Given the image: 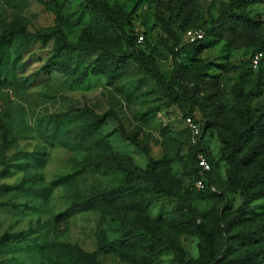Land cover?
Segmentation results:
<instances>
[{"label":"rangeland","instance_id":"obj_1","mask_svg":"<svg viewBox=\"0 0 264 264\" xmlns=\"http://www.w3.org/2000/svg\"><path fill=\"white\" fill-rule=\"evenodd\" d=\"M165 1L108 0L125 10L139 2L132 27L143 36L140 47L152 54L167 82L172 63L158 18L168 22L182 44L183 29L206 27L208 19L215 16L218 2L225 0H193L192 18L186 24L175 10L166 8ZM248 11L258 20V30L264 35V4L251 5ZM55 22L60 23L70 42L76 40L83 27L91 25L80 0H0V32L11 23L34 32ZM202 42L201 52L186 49L180 53L182 64L190 65L197 58L199 76L214 80L211 87L204 88L193 75L186 77L184 89L188 93L194 90L196 100L191 113L187 102L167 99L146 68L132 58L110 81L89 75L75 84L73 78L90 65L98 48L62 52L56 59L59 66L45 68L54 50L53 39L40 42L33 37L14 36L1 44L0 264H64L72 259L67 248L58 243L90 252L96 247L97 235L106 241L118 238L132 216L123 205L127 198L112 205L110 215H103L97 207L59 221L54 215L67 207L73 194L88 197L98 190L123 186L124 169H144L153 160H161L178 181V194L190 193L198 220L215 239L212 264H244L235 261L234 256L253 245L244 235L264 221V196L252 200L241 217L233 215L239 197L236 184L228 179V166L220 157L219 135L238 126L240 109L264 121V58L257 68L249 64L257 39H247L239 47L223 41ZM201 110H217L218 125L206 129L200 140L211 168L204 176L205 188L199 190L183 117L188 114L199 120ZM90 113L105 116L96 136L107 144L117 161L106 149L89 147L79 134L78 128L88 125ZM262 144L264 149V137ZM41 148L46 156L36 166L35 160L25 154ZM243 151L239 147L237 156ZM255 167V159L245 158L238 174L244 179ZM57 177H62L60 182L49 186ZM136 188L142 197H157L144 214L158 224V250L144 255L143 263H131L129 258L121 259L110 252L99 253L97 264H176L167 247L168 236L191 264H202L196 261L197 237L179 234L175 226L178 200L149 185L138 184ZM18 233L22 237L15 238ZM250 264H264V259Z\"/></svg>","mask_w":264,"mask_h":264},{"label":"trees","instance_id":"obj_2","mask_svg":"<svg viewBox=\"0 0 264 264\" xmlns=\"http://www.w3.org/2000/svg\"><path fill=\"white\" fill-rule=\"evenodd\" d=\"M138 3L136 2L130 10H125L121 5L114 2L110 3L108 0H80V6L87 13L91 25L83 27L74 42L66 40L59 22L34 32L27 31L24 26L17 23H11L0 32V46L4 41L10 40L14 36L33 37L40 42L53 39L54 50L44 63L45 68L59 66L60 63L56 59L62 52L85 50L88 47L98 48L99 52L90 65L84 67L73 78L72 82L75 84L82 83L89 75L102 76L110 81L123 68L125 61L132 58L146 68L149 77L167 99L173 103L187 102L189 113L196 106V100L193 94L194 90L188 93L184 89L186 77L189 74L193 75L205 85L204 88L211 87L214 80L199 76L197 72L200 64L199 59L195 58L190 65L182 64L180 62L182 51L190 49L196 53L201 52L204 49L202 42L204 39L215 42L223 41L233 47H239L245 45L247 39L252 38L257 39L258 42L253 53L261 52L262 56L259 62L264 58V35L258 30V20L250 16L248 11V7L251 5L264 4V0L219 1L215 16L208 19L206 27H187L203 30V37L193 42L179 44L178 36L174 30L170 29L168 22L158 18L160 29L165 35L164 45L169 52L172 63L168 81L165 82L158 71L152 54L145 52L140 47L143 40L140 44L135 42V32L137 31L134 30L131 23ZM193 3V0H166L164 2L169 11L175 10L181 16L180 19L183 24L188 23L192 18ZM187 28H184L183 32ZM113 52L117 54L115 55ZM217 112V110H201L199 120H195L191 115H186L192 117L197 124L201 121V124H198L200 129L199 140L196 145L190 146L193 148L191 159L195 167L194 173L203 180L210 170L199 174L195 165L194 154L197 151L201 152L210 164L207 155L200 148V140L206 129L217 127ZM239 113L241 121L238 126L224 135H219L221 143L220 157L228 166L229 181L237 186L239 204L233 213L236 217H241L248 210V204L252 200L264 196V149L262 148L264 121H260L258 115L250 114L244 109H240ZM104 117V115L90 113L87 117L88 125L85 128L79 127L78 131L89 147L106 149L110 157L117 161L116 156L109 150L107 144L96 136ZM239 147H243L244 151L240 156H237ZM25 155L34 159L36 166H39L42 164L46 153L44 148H41ZM245 158L255 159L256 167L252 174L243 179L239 176L238 169ZM123 172L125 174V185L98 190L88 197L73 194L67 207L54 215V220L59 221L75 213L91 210L94 207H97L103 215H110V207L125 198H127V202L123 205L132 213L128 227L118 238L106 241L97 235L96 247L90 252L82 251L69 244L58 243L60 247L67 248L72 259L71 262L64 264H97V254L109 252L116 254L121 259L129 258L131 263H143L144 255L154 254L158 250L160 244L157 232L158 224L144 214L145 208L153 203L157 197H142L137 192L136 186L138 184L149 185L156 192L178 200L180 208L175 211L173 217L178 233L196 236L198 239L196 243L198 252L196 261L202 264H212L215 260V239L207 227L198 220L197 214L191 205L190 193L188 191H184L182 194L177 193L179 190L178 181L168 172L165 164L161 160H153L144 169L134 168L132 171L124 169ZM60 179L62 177L52 179L49 186L58 184ZM14 237L20 238L22 233H18ZM244 238L247 241H253V245L236 254L234 260L250 264L264 259V221L255 225L244 235ZM167 247L172 250L173 261L176 264H191V261L185 258L182 248L171 236L167 237Z\"/></svg>","mask_w":264,"mask_h":264},{"label":"built area","instance_id":"obj_3","mask_svg":"<svg viewBox=\"0 0 264 264\" xmlns=\"http://www.w3.org/2000/svg\"><path fill=\"white\" fill-rule=\"evenodd\" d=\"M136 44H140L143 40L142 35L137 31L135 32ZM185 42H193L203 37V30L201 28H187L184 30ZM261 52H255L250 57V66L256 68L261 58ZM183 123L188 131V142L191 146L197 144L200 136V129L197 122L190 116L183 118ZM195 165L198 169L199 174L206 173L210 170V164L201 152L197 151L194 154ZM195 186L197 189L202 190L205 188V182L203 178L195 180Z\"/></svg>","mask_w":264,"mask_h":264}]
</instances>
